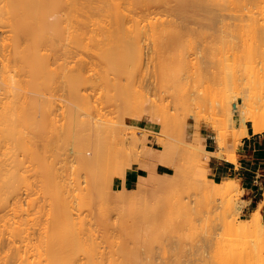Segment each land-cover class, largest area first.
Returning a JSON list of instances; mask_svg holds the SVG:
<instances>
[{"label":"bare ground","instance_id":"1","mask_svg":"<svg viewBox=\"0 0 264 264\" xmlns=\"http://www.w3.org/2000/svg\"><path fill=\"white\" fill-rule=\"evenodd\" d=\"M219 1L220 0H218L217 1L218 3H217V2H214L213 0H0V31L3 34H5V36L1 37V39H0V215L3 214L1 216V218H0V222L3 219L5 220L6 216L9 217L7 214H9L11 211H12V213L14 215H16V216L18 215L17 216L18 219H16V220L14 219V218H16V216L13 217V219H14L13 222L10 221L11 219L8 220L9 222H7V219H6L4 224L0 225V240H4L5 239V240H8V242H9L8 243L9 244L8 245V250H5L6 252L4 251L5 254H3L2 250H1L2 252H0V264H36V263L40 264L39 261L31 262L30 257L28 256L29 257V259H28L27 254H26L27 253L26 251H28L26 249V247L30 248V246H31V244H30V246L28 244L26 245V241H27V239H30L31 242H32V238H30L31 236L29 237L30 233L29 234L26 233V231H27V229H26V220H24V219H26V218H24V215L26 214L25 213L26 209L23 206L22 201L20 199L21 198L20 196L22 194L21 191L24 188H25L24 189L25 191H26V188H27V190L30 187H31V189H33L32 188L33 185L31 186V184H29V186H28L27 183L25 182L26 179H28V177H26V176H28L26 174V170H27L28 166L24 167V166H26L24 158L28 155V153H29V157L30 156L33 157V155H31V151H33V150H34L33 151L34 152V157H37L35 159H39L40 160V163H39L40 165L38 163L37 164L40 167L39 169H41L40 172L42 173V175H40V176L41 177L43 176V179H44V180L42 179L43 180V182H42L43 186L40 184L41 182L39 183L40 186L43 187V188H41V189H43L41 191H44L45 197L48 196L47 198H49L51 200L52 207H53V209L52 208L51 209L53 210V212H55V215H56V217H55V215L52 217L51 216L52 211L49 212L46 209H44V210L47 211L46 214L50 213L49 214V216H50L49 224L50 223L54 224V228H52V229H54V230L57 229V232L50 230L51 233L55 232V234L53 233L54 234L53 236H52V234L50 235L48 228L53 227L52 226L53 224L52 225L50 224V226L47 227L48 232H46L47 233L46 236L44 235L46 237V238L45 237L44 238L47 239V242H46V240H44L45 244L47 243V245H45L46 246L45 247L46 248L45 252H46V254H48L45 257L48 256V257H50V259L52 258V260H50L47 257L49 259V261L47 259L46 260L48 262H50V264H52V261H53L54 264H143L142 261L139 262V260L137 259V258H140V257H138L136 255L137 253H139V252H136V251L133 253L131 251L128 252V251L122 250L123 253L121 255H118L119 257L118 256L114 257L113 255H115V254L111 255V254L108 253L109 255L106 254L107 256H105V254H104L105 252L101 253V251H100L101 246H99L97 241H95L96 238L93 237V236H95L94 234H92L94 232H91L88 229V232L89 231L91 232V234L90 233L89 234L91 235L92 238L89 237L90 235L87 236V235L84 234V233H86V228H87L86 226H84V222H85V225H86L87 220L86 221L83 220L84 222L82 221L83 222V224H82L81 221H80V215H78V214H77L78 215L77 219H79V221L81 223V227H80L79 223H78V226L81 229L82 228L84 229L85 227L86 228L84 230L82 229L84 232L81 231L80 229H79L80 231L75 232L73 230L74 221L76 219L74 214L76 213L75 210L77 208H75L76 207L75 204L73 206V200L75 201V199H76L75 203L79 204L80 207L81 206L83 207V205H86V204H88L90 202H93L95 200H100L103 197L105 198V196L109 193V191L112 192V191L115 190V189H113V181L116 179V177H119L120 175L122 176L124 174V172H118V174L117 173L113 174L112 171L109 172L113 168L110 169V167L109 168L107 167L108 169H105L104 166H103L104 161H106L105 162V164H106L107 160H108V158L104 160V155H105V158H106V156H108V155L110 156L113 153V151H112V147L113 146H112V143H111L112 140L109 139V137L110 136H113V137L119 136L121 138L122 135H124V128L122 127L123 125L122 126L120 125L118 127H117V125L115 126L114 124L117 123L118 121L115 122V121L111 120L112 118L111 119L109 118L110 120L107 119L108 116H109L108 114H107V117H106L105 121H108V120L111 121L110 123L109 122L108 123L110 125H114V126H110L107 122H105V124L103 122V124H102L101 120L93 122L94 114L96 112V109L98 108L97 107L98 102H97V104L95 103L96 105H94V100L92 101L91 98L89 99V97H90V95L94 96L95 93L98 95L97 92H100V91H97L99 86L96 85L97 86V89L95 90L96 92H94L93 87H91V89H93L94 95H92L91 92H90L89 96L86 95L88 91L87 92L85 91L86 94H82L80 92V88H82V89L84 88V90L87 89V84L89 83V87L94 85V82H95L96 79L100 80V82H102V84H106L107 85L108 79L105 77V75L107 77H109L108 73H111V74H113L116 77L118 76L117 79L123 77L120 74H126L127 75L129 73V74L132 75L133 73H135V69H137L143 63V59H144V57H143V55H144L143 54V48L144 47L142 48V46L144 45L145 42H148V41L153 42L154 48L152 47L153 49L152 48L151 49L155 50L156 54L160 50L162 52V55H159L160 52L158 53L159 56L157 55L158 57L161 58L158 61L159 62L158 65L156 63L158 68L155 67L156 65L153 64L154 68L155 69L157 68V73L158 74H156V75H157V77L159 76L160 80H162V82L160 81L161 83H163V82L167 83V81H169L173 77L174 78L171 79V81H174L176 79H181L182 80V78H186V77H184V75L185 76L187 75V77H190L191 79L193 78L192 77L193 75H196L198 77H205V79H207V81L204 80L206 85H207V86L205 85L206 86L205 88L208 87L209 89H212V90L214 89V91L217 90V92L216 91L215 92L217 94H221L222 95V96L219 95L220 98H219V96L216 98L215 97L216 93L213 94V95L211 94L210 96L214 97L215 100L217 99L216 101L209 97L210 98L209 99L210 100L209 103L211 104L212 102L213 103L215 102L214 103L215 107L216 108H220L219 109L220 111H218V113L216 112V114L219 115V116H218V118L216 117L215 119L218 120L221 117L220 114L222 113V111L225 112V110H226L225 113H227L229 111L231 115L230 114H229L230 116L228 114L227 115L225 114V115L229 116V118H231L232 120L229 119L228 117H225L224 113L222 114V117L220 119H222L223 116H224L225 119H223V121H225L226 123L228 122V124H230V125L233 124V123L231 124V122H236V123L240 122V123H242L243 128L241 129L239 136L236 138V140L233 142V144L228 145L227 139L223 140V138L220 137L221 135H223L222 133L220 135L219 133L221 132V130H218V129H220L219 127L221 125H220L219 120L218 121L216 120L215 122L216 123L219 122L217 124L220 125L219 127H217L218 129L215 128V130L217 132V135L215 137L216 138V144L215 145H216L217 148L216 149H212V148L207 147L206 144L204 143V141L202 140L201 135H200L199 126H198L199 123H198V125L195 126L198 129L195 128V130H194V129L191 128L193 126V125L191 126V124L192 123L195 124V122H193V120L194 121L196 120L198 122V120H197L198 118L197 119H192V120L188 119V121L190 120V122H188V121L186 122V121L183 120V119H185L187 117L186 115L183 116V117L182 116L181 117H179V116L176 117V115L180 114L179 113L180 111H179V112H177L178 114H176V115H174L171 112V115L172 114L174 115L173 118L169 117L168 121L165 120V119H167L168 116H170L169 113L171 111V107L174 106L175 110L172 109L174 112H176V110L178 111L179 108L181 110V108H182L181 104L183 103V99H182L183 95L179 99H178L179 96H177V98L175 97L174 99L172 98L171 101H172V103L174 102V104L172 106H171L172 103H170L171 101H169L170 98L169 99L164 98L163 99V103H160V104L158 103V105H157V103H156L157 101L156 100L154 101V99L152 100V98H150L151 101H149L148 100L149 96L146 98L145 97L146 95L144 96L142 94L143 93L142 92L141 94L143 95V97L140 94V97L138 98L139 99V103H140L139 105L141 107L140 110H142V112L139 111V113L141 112L142 115H143V113H144V115H146L147 112H148V114H150L152 112V114L155 115V114H157L155 112H158V113L160 112V114H162V112H164L162 114V116L163 117L166 116V118H162L161 117L162 118L161 119V123L162 124L161 123L160 124L164 128L163 129L161 127L162 128L161 130L163 132H165L166 129L167 130H166L165 133H161L160 132V134H164V136L167 137L172 132L171 130H174L172 133H173L174 136L176 134V137H177L176 139H178V136H180V134L182 136L179 137V138H181V139L185 138V135H184L185 134V130H184V132L182 131L183 133L181 132V130L185 129V128H182L181 130H180V128L182 126H184V124H185L184 122H186L187 124L190 123L189 125H187V127H189V128L186 127L187 128V130H186L187 137H186V142L184 143L185 144V148H186L185 149L186 150L185 151L186 154L188 153V156L189 155L193 156V157L192 156L190 157V160H191V158H193L194 159L193 162H194L196 160V158H194V156L198 155L199 153H200V156H201L200 158L201 159H208L212 155L218 156V157H222V156L225 155V153L222 151L224 145H226L227 147L231 146L235 150V148L240 143V140L242 138H244L247 135V133H248V126H247L248 122L251 123V128L253 129V131L255 133L264 132V79H263L264 78V27H259V25L261 26V23L259 22V18L256 20V21L259 22V24L257 26H254L256 28H254L253 29L254 31H252V32H254L253 33L254 34V36H253L254 37V41L252 42V44H251V46L249 47V50H248L249 58L248 57L247 58H248L249 61L247 60V63L248 62L249 63L247 65L243 64V62H242V58L244 59L245 56H246V54H242V53H244L243 52L244 51L243 48H241L243 51L238 50L237 47H236V44L234 43V39L232 40V38L230 37V39L227 40V38H229V37H227V36L226 37L225 36L222 37L223 33L220 31L219 35L217 33L218 36H216V34H215V36L221 38V41H223L222 39H224L225 43L224 42H222V43L225 44V45L223 44V47L224 48L226 47V48L225 49L221 48V50L219 48L217 49V51L219 50L218 52L221 51L220 52L221 55H220L219 58H215L216 55L212 56V58L214 57L216 60L215 59L214 60L210 59V61L209 60L206 61V59L204 60V58H202L203 60L201 61V59L199 58L197 61H200V62H196V63L192 62L193 64L190 63L192 67H190V64H187V65H189L187 67L190 68V70H188L189 72L185 71L183 73V70L186 68L185 67L182 70L181 73H179L180 70L178 71V73H177L178 75L174 74V72L172 73L175 76L177 75L176 78H175V76H172V74H171V78L170 79H169V75L170 74H167L168 76L166 77V71H167V69L169 67V63L165 64V63H167L166 60H168V61L170 60L171 62L170 61L169 62L171 64H174L175 60L174 61L171 60L173 58H172V56L170 54L172 53V51H175V49L183 47L182 44L185 42L183 40L185 35L186 34L190 35L191 32L194 31V30H192V28L190 26L191 23H194V24H197V25L198 24H202L205 27L206 23H208V22H210L211 24L215 23L216 26L220 22H222L220 25L224 24L223 26H226V28L228 26H229V28L233 27V26L235 28V26H236L237 27L236 29H239L240 25H238L239 26L238 27L237 23H236V25H232V22H231V24H227L226 23L227 25L225 23H223L225 18L229 16L228 14H227L226 17L223 16V18L220 19L219 18L220 16L218 15L219 16L218 17L215 14L216 12L213 13V11H212L213 2H214V5L221 4V5H219L220 8L222 6H224L223 4L225 3V1L223 0L224 1V3L222 2L223 4L221 2H219ZM236 1L237 0H235V2ZM240 1L238 0V3ZM245 1L247 2V0H245ZM245 1L243 3H246ZM250 1H253V0H250ZM228 2H230V1H228ZM233 2H232V4H233ZM258 2H262V1L259 0ZM263 3L264 2H262V5H263ZM258 4H259V6H261L260 3H258ZM218 5L216 6L217 8L219 7ZM228 5H230V4H228ZM225 6H224V8H225ZM241 6H238V7L240 8ZM254 6L253 5H252V7L250 6L251 9H249V10L252 11L253 10L252 8ZM256 7H258V6H256ZM84 8L86 9L87 12L91 13V16L89 15V13L84 11V12H86L88 14V16H87L85 21H82L85 18L81 17L83 19L80 20L82 22L79 23L78 18L84 13L82 11ZM162 8H163V10L166 11V14L168 13L169 16L170 15L171 16L174 15V16L178 17V19L180 18L181 19V23L179 24L176 20H173V19L172 20H165V19L161 20L160 18H157L158 17L157 16L158 15L157 11H159V9H162ZM224 8L222 10H224ZM227 8H228V6H226V8H225L226 11H227ZM235 8L236 7H234L233 10ZM243 8H245V7H243ZM231 9H228V11H230ZM260 9H262V7L259 8L258 10L260 11ZM79 10L81 11L82 14H80V16L78 17L77 15H78V12H80ZM237 10H239V9H237ZM244 11H245V9H244ZM86 13H84V15ZM200 13H202V16H201ZM220 13L222 14V12H220ZM235 13L237 14V11H235ZM250 13L252 14V12H250ZM250 13L249 14L246 13L250 18L251 17L253 18L254 16H255L254 18L258 17V16L254 15V14H253V16H250L251 15ZM94 15H98L99 17H101V19L98 20V21H94V20L92 21ZM214 15H216L218 18H216ZM239 15L243 16V14H239ZM257 15H259V13ZM174 16H172V17H174ZM242 16H239V17H242ZM259 17H260V19L264 18L263 16L261 17V14H260ZM163 18H165V17H163ZM230 18H228V19L226 18V19L229 20ZM247 18L248 17H244V18H242L240 20H243V19L246 20ZM216 19H220L222 21L218 20L219 21V23H218V21L216 22ZM245 20H243V21H245ZM248 20H249V18H248ZM76 21L78 22V24H81V25L76 27L77 26V22ZM75 22H76V26H75ZM252 22L254 24L250 22L251 24L249 23L250 24L249 26L255 25V24L258 23V22L255 23V19ZM202 25H201V27H202ZM263 25H264V22H263ZM199 27H200V25H199ZM231 30H233V29H231ZM244 31H246V30H244ZM252 32H250V33L252 34ZM200 33L203 34V32H200ZM238 34L236 36H238ZM248 36L250 37V35H248ZM246 37H247V35H246ZM86 38L89 39L91 47H92V43L94 44V49H92L95 52L94 53L95 54L94 58H97L100 61L101 64H104V67L107 70V73L106 74L104 73V76L102 75L103 74L102 72H101L102 74H100L98 71H97L98 78H95V75L97 73H95V75L93 74L94 76L91 75L89 73V71H92V70L96 71V69L95 68L94 69H90L91 63L84 62V59H82V60H77L76 59L77 61L75 60V61H71L70 62V61H67L68 57H69L68 58L69 60L71 59L70 55L67 57V53H64L63 55H61V57L58 54L56 43H58V46H59V42L68 41V43H67L68 46H69V43L71 44L70 48L72 47V44L74 43V46L71 49V51H72V50H74V47L76 46V43H79V42L85 40ZM240 40H242V39H240ZM240 40H239V42H240ZM89 42L86 41L88 46H89ZM213 42H215V40ZM226 42L229 43L228 46H227ZM86 43H85V45H86ZM250 43H251V41L249 42V44ZM190 44H191V42H190ZM215 44H216V42H215ZM60 46H61V44H60ZM63 46H64V44H63ZM209 46H210V44H209ZM80 47H82L81 44H80ZM64 48H66V45H65ZM75 48H78V47L76 46ZM204 49L205 48H203V50H202V48H201L200 50H202V52H203ZM208 49H206V50H208ZM213 49L215 50V47ZM222 49L224 50V53H223ZM244 49L247 50V48H244ZM44 50H46V52H43ZM48 50H49L50 53L48 52ZM60 51H62V50H60ZM72 52H71V54H72ZM153 52L154 51H152V53ZM208 52H211V51H208ZM91 53H93V52H91ZM149 53H151V52H149ZM155 53H153V54H155ZM153 54H150L151 56L148 55L147 56L148 58L146 57L147 60L149 59V57H151L152 61H155V59H154L155 57L153 58V56H152ZM205 54L207 55L208 53L205 52ZM206 55H205V57H207ZM185 58H182V61ZM60 59L63 61V62L61 61L62 63H59ZM79 59H81V58H79ZM91 59H92V57H91ZM189 60H190V58H189ZM96 61L94 62V64L95 63L98 64V62H96ZM152 61H150V62H152ZM244 61H245V59H244ZM241 62H242L243 66L241 65ZM102 66H100V64H99V69H100V67L102 68ZM141 66H140V68H141ZM104 67L102 68V70H104ZM145 67H147V66L145 65ZM61 70H62V72H61ZM106 70H104V72ZM57 71H58V73L60 71L59 75H61L62 78L60 76H58ZM108 71H111V72H108ZM87 73H89L88 75H90V76H88V75L86 76ZM155 73L156 72H154V74ZM160 74H163L162 78H160ZM180 74L181 75L183 74L182 75L183 77H181ZM135 75H133V76H135ZM152 75H153V73H152ZM133 76H131L129 78L130 81H131V78ZM56 77H58V79H59V77L62 80L64 79L61 83H62V85H64V87L66 86L65 88L68 87L67 90L68 89L69 90L67 91L65 89L66 93H67V96L66 95H64V96L66 98L63 95H61V97L58 95L60 98H58V99L52 98V99H55V101L52 103L51 101H48L47 99H45V97L50 95V98H51L52 95L53 96L55 95L56 89H58L57 86L54 85V87H56V88H53L54 89V94H52L53 91H51V88H49V87H53L52 83L53 84H55V83L57 84V82H59V80H57ZM153 77H156V76H153ZM164 77H165V79H164ZM245 78H246V80H245ZM55 79L57 81L54 83ZM186 79H189V78H186ZM191 79H189V82L187 80V83L192 88H196V86L193 87V85L198 83V82L195 83L197 78L196 77L194 78L196 80L193 79L194 80V84L192 83L193 85L191 84V82H193V80H191ZM98 80H96V82H98ZM171 81L169 83H171ZM100 82H98V83L101 84ZM132 82L133 81H131L130 83H132ZM134 83H135V81H134ZM134 83H132V85H134ZM126 84H128V81H126ZM136 84H138V83L136 82ZM165 85L166 84H164V86ZM82 86H84V87H82ZM96 86H94V87H96ZM107 86H110V84H108ZM139 86H141V85L139 84ZM60 87H59V89H60ZM128 87H129V85H128ZM131 87L133 88L134 86H131ZM165 87H168V86L166 85ZM215 87H218L220 89L219 90H218V88L215 89ZM48 88H49V90H48ZM122 88H125V85ZM205 88L203 87L202 89H204V90H202V91H205V93H206V90L208 88L207 89H205ZM44 89H46V91ZM62 89L64 91V88H62ZM119 89L117 90V92H116V90L114 91L117 94H119L118 96H116V94H115L116 99H115V97L114 98L112 97V98H113V100H118L120 98L118 100L120 102V101H122L124 95L128 92V89L130 90V88L124 89V90H127V92L125 94H124V92H125L124 90H123L124 92L123 91L118 92ZM42 90H44L45 92L44 91L42 92ZM103 90H105V89H103ZM136 90L137 89H135V93H134L135 96L134 97L138 96L139 93H140V92L137 91L138 94H136ZM194 90L195 89H193V91ZM256 90H257V92L255 93ZM214 91H213V93H214ZM46 92H47V96H44V95H46ZM110 92L111 91H109V94H110ZM208 92L210 93L209 90L207 91V93ZM49 93H51V94H49ZM57 94L58 93H56L55 97L57 96ZM106 94L107 93L105 92V96H106ZM97 95L95 97H98ZM121 96H123V97H121ZM142 98L144 99V101L142 100ZM232 98H234V100ZM100 99L101 98L98 99V101H100L99 103L104 104L105 100L103 99L104 100L103 101L102 99L101 100ZM127 99H129V98H127ZM130 99H131V102H132L134 98L133 99L130 98ZM56 100L60 101V103H59L60 105L58 104L59 105L58 107H61V109L63 108L64 111L66 110L65 112L62 111L63 113H61L62 117H65L66 121H67V122L65 121L66 122L65 124H64V122H63V124L60 123L62 126L60 124L59 125L56 124L58 121H60L59 119L57 120V118H59L58 117L59 115H57V113H56L57 111L55 112V110H57V108L54 107L58 103V101L56 102ZM125 100L126 99H123V101H125ZM179 100H180V102H179ZM184 100H185V98H184ZM186 100H187V97H186ZM136 101L134 99V103ZM185 101L183 103L184 106L186 104ZM189 101H191V99ZM193 101H195V97H194ZM128 102H130V101H128ZM143 102H145L144 104H146V105H144ZM201 102H204V101H201ZM201 102H200V106L202 104ZM149 103H151V104H149ZM152 103H154V104H152ZM197 103H196L195 110L197 108ZM53 104H55V105H53ZM107 104H108V101H107V103L105 105H107ZM120 104L117 103L118 106ZM142 104L144 106H142ZM210 104H208V106ZM100 105H99V108H101ZM105 105H103L104 108H105ZM117 105H113V106L116 107ZM124 105H128V104L124 103ZM124 105H123V107H124ZM133 105L129 104L128 107L127 106L126 107H127V109L128 108L129 109L133 108L134 110L137 109V112H138L139 108H137V106H138L137 102L135 103L134 107H130V106H133ZM176 105L177 106L179 105L181 107H179V106L177 107ZM192 105H194V104H192ZM110 106H112V104H110ZM121 106H122V104H121ZM203 106L204 105H202L200 107V109ZM56 107H57V105H56ZM109 107H107V110H106L107 113H109L108 111H111V110H108ZM143 107H145V108H143ZM175 107H177V108H175ZM211 107H212V104H211ZM215 107H212V108H215ZM189 108L191 109V107H189ZM133 109H131V110H133ZM185 109H186V107H185ZM205 109H202V110H205ZM51 110L53 111L52 112L53 113V117L56 116L55 119L52 118L54 121L56 120L53 123H55L57 125V127L59 126L58 129H57L56 125H55V128H54V125L51 123L52 124L51 125L52 128L51 127L50 128H51V130H54L51 133L54 134L55 130L59 131L60 127L63 130V131L61 130V133H60V131L59 132L57 131L54 134L56 136L57 141H59V142H57V143H55V142L53 143L52 142V143H53V145L56 144V148H58L57 144L59 145V143L63 144V142L67 143L68 141H70V145H71L72 140H74L72 143L75 142V145H76L75 149L72 146L74 144L69 146L68 144L65 143L64 146L68 145L67 146L68 149H66L65 151L66 152L69 151L70 147H71V149L74 150V153L72 155H75L76 152H77V154H76L77 157L76 156H73V157L77 158V163L79 161L81 163L80 165H82V164L84 165V166L82 165L83 167L82 166L79 167V169L80 168L85 169L86 171H82V172L85 173L84 176L86 174H88V176H85V177L89 178V179L88 178L87 179L84 178L85 180H89V181H84V182H86L85 183L86 186L84 185L85 187L82 186L84 183L80 179L81 174H80L79 178L75 177L76 179H74L75 180V185H76L75 187L72 186L73 184L71 182H65V180L67 178H69V176H67V175H66V179L64 180V182L62 181V179H64L63 177L61 179V182H60V180H57L58 177L55 178V176H59L58 172L63 170V169H60V170L58 169L59 170L58 171L56 169V167H55V169L58 172L55 170L56 172L54 171L53 175H52L51 171L54 170L52 167L54 166V162L57 163L56 162L57 160L53 162L52 161L53 159H52L50 162L51 163L53 162V165L52 164H51V166L47 165V163H48L47 160H46L47 163H45V161H44L45 158H47V157L43 158V155H42L43 160L40 158L41 154H43V152L40 154L39 153V149H37L38 152H36V150L34 149L33 146H31L30 144H27V140H30L29 138H31L32 136L27 137L26 136V132L28 130H30V129H34V131H36V128L39 126L38 124H41L40 122H42L41 119H43V118H45L46 116H49V115H50V117H52L51 116V114H52ZM198 110H199V108H198ZM208 110L210 111V108H208ZM186 111H184V112H186ZM199 111H201V110H199ZM209 111H208V114H209ZM99 112L100 111H98V113L96 112L97 116H95L96 118L94 120H98L99 115L102 113V112L101 113H99ZM112 112L113 111H111L110 113L112 114ZM181 112H183V110ZM201 112H199V113H201ZM59 113H60V110H59ZM64 113H65L66 116L63 115ZM104 113H103V115H104ZM122 113H123V111H121L120 114H122ZM126 114H129V113L127 112ZM189 114H190V112H189ZM189 114H188V117L191 116ZM142 115H141V117H142ZM217 115H214V116H217ZM123 116H124V114H122L121 118ZM126 117H124V118H126ZM135 117L137 118V116H135ZM175 117H176V119H174ZM195 117H197V116H195ZM65 118L63 119V118L60 117V119H63V120H65ZM180 118H183L182 121H180ZM226 118L229 121H227ZM47 119H49V117L46 118V121L43 120L44 122H42V125H46V126H48V124L50 125V123L48 122ZM100 119H103V118H100ZM104 119H103V121H104ZM63 120H61V122ZM169 120L171 121V123H169L170 122ZM176 120H177V122H176L177 125H173ZM51 121L52 120H50V122ZM165 121H166L167 125H163V123ZM223 121L221 120V123ZM45 122H46V124H45ZM212 122L214 123V121H212ZM111 123H113V124H111ZM180 123H181V126H180ZM168 124H170V126H168ZM63 125H66V126H63ZM166 126L170 127V129L168 127L165 128ZM175 126L179 127V128L175 129ZM44 127L45 126H43V130L44 131L42 129H41V131L47 133V131L50 130L49 126L47 127V129H45ZM39 130H40V128L38 129V131H36L35 136L37 137V134L39 133L40 136L38 135L39 136L38 138H40V137H42L41 139L46 138L45 133L42 134V132H41V134H40ZM168 130L171 131V132H168ZM196 130H198V131H196ZM34 131H32L33 133L31 135H34ZM130 132H128V133H130ZM177 132H178V135H177ZM29 133H30V131H29ZM51 133H50V135H51ZM57 133H59V135L62 134L63 137L65 136L64 138H66V135H67L68 140L66 139V140H63V142H61L60 140H62V138L59 139V135L57 136ZM166 133L168 135H166ZM171 134L168 137L169 138L172 137V138L175 139V137L173 135H171ZM42 135H44V137ZM129 135H131V134H129ZM129 135H128V137H132V139H135V138H133V137H135V135H133V134H132L133 136H129ZM183 135H184V137H183ZM106 137H107V139H106ZM124 137H122V139ZM168 137L160 139V143L162 144L165 152L169 153V154H172L173 160H174V157H178L179 156L178 158H180V155L183 152L182 153H181V151L178 152L177 148L181 147L182 150H183L184 149L183 148L184 144L182 143L183 145L181 144L182 145L181 146L179 144V142L181 140L178 139L179 141H175V142L178 143V147H177L174 144L175 142L173 143L174 140L173 139H169ZM33 139H34V136H33L32 140ZM108 139L111 140V141H109ZM32 140H31V143L34 144V142H36V141L33 140L34 142H32ZM43 140H45V139H43ZM102 140H103V143L101 144V147L102 146L103 147H102V150L100 152H102L103 149H105L107 147V142L106 141L109 142L110 146L108 145V147H110L111 150L108 149V150H110L108 152L109 154H104L105 151H103L102 153L104 155L102 153H100V152H99L100 155H97V153L95 154L93 152L100 146L99 143H101ZM147 140H148V138L146 139V141ZM171 140H173V141H171ZM45 141L46 142L42 143V145L44 144V146L47 143V139ZM104 141L106 143H104ZM117 141H119V139ZM146 141L144 142L145 144L147 143ZM137 142H139V141H137ZM137 142H136V144H137ZM182 142H184V141L182 140ZM38 143H39V141H38ZM28 145H30V146L28 147ZM47 145L48 144H46V148L48 147ZM148 145H150V144L148 143ZM49 146H50L49 148L51 149V147H52L51 144H49ZM61 146H63V145H61ZM104 146H106V147L104 148ZM28 148L30 149L29 151H27ZM63 148L62 147L60 148L61 151L58 149V152L60 151L62 153V149ZM124 148H126V147H124ZM50 149L48 150V148H47L45 150L46 153H47V150L49 152ZM98 149H101V148L99 147ZM149 149H151V148L149 147ZM173 149H175V150H173ZM176 149H177V152H175ZM54 150L56 151L57 149H54ZM73 150H70L69 152H71V151L73 152ZM123 150H125V149H123ZM26 151H27V153H26ZM80 151H82V154L80 153ZM97 151L98 150H96V152ZM149 151L150 150L146 151L147 154H149V155H147L148 159L154 160V156H152V154H150V153H153L152 150L150 152ZM173 151H174V153H173ZM78 153L81 155V157L78 156ZM176 153L178 154V156H176L177 155ZM186 154H184V156L182 158V161H183V159L184 160L188 159L187 158L188 156ZM128 155H127V157H130ZM182 155H181V157H182ZM21 156L23 157V159L21 158ZM38 156H40V157H38ZM119 156H120V152H119V155L117 157H119ZM147 156H146V158H147ZM236 156L237 155H236V153L234 151L228 156L229 157L228 160L233 161V160L236 159ZM54 157H56V154L54 155ZM78 157H79V159H78ZM111 157L112 156H110L109 160L119 164L118 163L119 161L117 160V158L114 157V155H113L114 158L113 157L111 158ZM122 157H124V156H122ZM80 158H82V159H80ZM87 159H91V161H89ZM94 159H96V161H94ZM176 159L177 158H175V161H176ZM83 160L86 161L85 162L86 164L83 163ZM116 160L118 162H116ZM158 160H160V157H159ZM161 160L159 162H161ZM173 160L171 161V163H174ZM180 160H181V158L177 159L178 162H176V164H175V168L176 169L178 168L177 171L180 170L179 169L180 165H181ZM29 161H31V160H29ZM111 161H109V162H111ZM123 161L124 160L120 161V164L122 166L120 167L119 170H121L123 168V164H122ZM129 162H131V161H129ZM191 162H192V160H191ZM196 162L197 161H195V163ZM26 163L28 165V161ZM35 163H34L33 166L37 165V164L35 165ZM41 163H43V164H41ZM108 163L106 164V166H108L110 164V163L109 164ZM135 163L138 165V168L140 169V165L141 164H139V160H136ZM146 163H148V166L144 167L143 170L148 172L151 169L150 167H151V165L153 163H151V162H150L151 164L149 162H146ZM179 163H180V165L178 167ZM195 163H193V164H195ZM131 164H133V163H131ZM162 164L164 165V163H162ZM72 165L73 164H71V166ZM76 165H79V164H76ZM129 165H127V166L129 167ZM43 166L46 167L47 169L43 168ZM168 166L169 165H167V167ZM72 168H73V166L71 167V170H73V172L75 173L74 168L73 169ZM76 168L77 167H75V169ZM117 168H119V167H117ZM125 168H126V166H125ZM147 168L149 170H147ZM67 169H70V166H68ZM36 170H37V168H36ZM36 170H35V172H36ZM116 170L117 169H115L114 171H116ZM123 170L124 169H122V171ZM194 170H195V167H194ZM77 171L78 170H76V173H77ZM40 172H38V173H40ZM48 172H50V173L48 174ZM64 172H67V174H68L67 170L64 171ZM150 172H151V170H150ZM24 173L26 174V176L24 175ZM27 173H29V172L27 171ZM31 173H32V171H31ZM59 173H62V172H59ZM77 175L78 174H75V176H77ZM147 175L148 174H144V175L140 174V176L145 180V182H146V180L147 181H150L151 179L155 180V179L151 178V176H147ZM50 176H51V178H50ZM53 176L55 178L54 180H53ZM60 177H61V175L59 176V179H60ZM71 177H70V180H71ZM35 178H37V177H35ZM173 178H175V177L173 176ZM37 179H39V177ZM67 180H69V179H67ZM77 181H78V183H77ZM197 181L199 183V181L202 182L203 180L200 177H198ZM87 182L89 183V185H88L89 187L87 186V184H88ZM66 184L67 185L69 184L71 186L70 188H72V187L76 188L77 187V189L79 190L81 195L78 194L79 192L77 193L76 196L73 195L72 191L74 189L72 188V190H71L69 188V185H68V187H66L67 186ZM77 184H78V186H77ZM80 184H81V186H80ZM210 184L215 185L216 187H218L221 190L223 198H224L225 201H228V197L230 199V197L235 195V194L234 195H232V194L239 190V185L233 178H229L228 180H225V181H222V182H216V181L212 180L210 182ZM201 186L203 187V185H201ZM34 187H35V185H34ZM140 187H143V186H140ZM198 187H200V185H198ZM36 188L38 189L39 187H37V185H36ZM83 188H84V190L80 191ZM86 188H87V190H86ZM165 188H167V187H165ZM66 189H68V191ZM69 190L72 193H69ZM78 190H76L74 192H77ZM85 190H86V193L84 194L83 192ZM168 190H170V189H168ZM34 191H35V189H34ZM38 191H40V188L36 192H38ZM123 191L125 192V189H123ZM144 191H145V189H144ZM163 191H165V190H163ZM67 192L69 193V195H68ZM121 193L122 192H120V194ZM141 194H144V193H141ZM70 195L72 197H75V199L74 198L72 199ZM78 195L81 196V197H79ZM77 196L79 197L78 199H77ZM35 199L36 198H34V200ZM126 199H128V198H126ZM231 199H233V197ZM31 200H32V198H31ZM37 201H38V199H37ZM40 201H42V200H40ZM175 202H177V200H175L174 203ZM99 203H100V201H99ZM179 203H180L179 206L183 210H184V208L187 210V212L185 210V215L188 216L190 210H188V207H187L186 203H184V202L181 203L180 201H179ZM38 204H40V202ZM43 204H44V202H43ZM49 204H51V203H49ZM49 204H47V205H49ZM145 204L146 203H144V205ZM175 205L176 206L173 207V208H176L178 210L181 209L177 204H175ZM36 206H38V205H36ZM45 206H46V203H45ZM96 206H98V205H96ZM108 206L104 205L103 207H108ZM139 206H140V204H139ZM147 206H148V204H147ZM49 207H51V206H49ZM133 207H135V206H133ZM242 207H243L242 205L241 206L238 205L237 206V210L241 211ZM8 208H9V210L7 211ZM38 208H40V207H38ZM78 209H79V207H78ZM135 209H137V208H135ZM103 210H99V212L103 213L104 212ZM174 210L175 209H173V211ZM74 211H75V213H74ZM1 212H2V214H1ZM45 212H43V213L45 214ZM112 212L116 213L114 211H112ZM112 212L110 213V215L113 214ZM144 212H146V211L142 210V213L140 214V210L137 211L136 212V213H138V214H136L137 216L136 215L133 216V220L134 219H136V220L129 221V225L131 224L130 227H132V224H133V226H135V227H133V229L131 228L132 231L138 230L139 226L141 227V225H140L141 222L144 223V221H147L148 219L149 220L146 223L149 222V224H151L150 222H151L152 219L148 218L149 216H147V218H145L146 215L144 217L142 216L144 214ZM149 212H150V210H149ZM172 214H174V212ZM84 215H86V213L83 214V216ZM103 215H104V213H103ZM139 215H141L142 217L139 216ZM161 215H163V214L161 213ZM47 216H46V219H47ZM49 216H48V218H49ZM97 216H98V214H97ZM172 216H174V215H172ZM39 217H40V215H39ZM103 217H105V216H103ZM103 217L101 216L100 218H103ZM108 217L109 216H107L106 218H108ZM32 218L34 219L32 221L35 222V218L34 217H32ZM106 218H104V219H106ZM167 218H169V216ZM262 218H263L262 214L257 210L256 213L252 214L247 219V222H246L247 225H245V226L243 225L244 229L242 228L243 231L247 232V230H248V231H251L253 233L252 234L253 235L252 238H254V240L253 241L251 240V241H252L253 245L256 244V246H253V245L250 246V244H249V246L251 248H253V250L250 249V251L248 252L247 249H246V250H244V253L242 251H240V250L237 251L238 253H236L234 251L235 252V254H234V252L232 251V247L236 249V247L234 245L238 246L239 243L238 244H234L236 238L228 239V241H226V243H223V245L219 247V249L220 248L221 249H220L219 253L216 255V256H218L217 258H218L219 264H251V261L253 263L256 260H260L261 253L263 251L262 249L264 248V225H262V222H261ZM82 219H84V217H82ZM158 219H159V217H158ZM187 220H189V216H188ZM45 221H47V220H45ZM48 221H49V219H48ZM101 221H103V220H101ZM133 222L134 223L136 222L135 224L137 226ZM227 222H228V224H227ZM227 222H226V224L228 226H230V224H232L231 221H227ZM121 223H120V225H122ZM38 224H39V222H38ZM44 224H46V222ZM44 224H42V225H44ZM91 224H93V222ZM57 225H59V226H57ZM46 226H48V225H46ZM69 226H71V227H69ZM100 226H102V225L100 224ZM126 226L128 227V225H126ZM233 226L235 227L234 221H233V224L230 227L233 228ZM239 226L241 227V225H239ZM58 227H59V229H58ZM123 227H122V229L125 230V231L127 229L129 230V228H130V227H128L126 229L125 225ZM38 228H35V230L37 229V231H38ZM90 228H91V226H90ZM232 228H230L228 230V232H232V230H231ZM237 228L235 227L234 230H236ZM42 229H43V227H42ZM245 229H247V230H245ZM29 230H31V229H29ZM41 231L42 230H40V233H41ZM45 231H46V229H45ZM79 232L84 234L86 237H84L82 234L79 235L78 234ZM31 233H33V232H31ZM43 233H44V231H43ZM130 233H131V235H134V234H132V232H130ZM26 234H28V235L26 236ZM37 234H38V232H37ZM86 234H88V233H86ZM231 234H233V232L230 233V235ZM235 234H236V232L234 231V235ZM246 235L247 234H245V237H246ZM80 236H82V238ZM226 236H229V234L228 235L226 234ZM32 237H34V234H33ZM42 237H43V234H42ZM95 237H97V236H95ZM235 237H237V234H236ZM38 238H39V236H38ZM85 238L86 239L89 238L88 242L86 241ZM237 238L240 239L241 236H239ZM33 240H34V238H33ZM240 240H242V239H240ZM245 240H248V239H245ZM245 240H244V242H245ZM41 242H42V240L40 241V243ZM239 245H241V244H239ZM32 246H33V244H32ZM249 246H246V243H245V247L249 248ZM40 247H39V249H40ZM125 247H123V248H125ZM123 248H121V249H123ZM39 249H37V250H39ZM245 251H246V253H245ZM252 251H254V252L256 251V252L254 253ZM37 252L38 251H36L35 255L37 254ZM40 252L42 253L43 249ZM30 253L31 252H29V254ZM65 253H66V255H62L61 256V254H65ZM120 253L121 252H119V254ZM255 258H256V260H255ZM34 259H37V258L34 257ZM43 261L44 260H42L41 263ZM48 262H46V264ZM43 264H44V262H43Z\"/></svg>","mask_w":264,"mask_h":264},{"label":"rangeland","instance_id":"2","mask_svg":"<svg viewBox=\"0 0 264 264\" xmlns=\"http://www.w3.org/2000/svg\"><path fill=\"white\" fill-rule=\"evenodd\" d=\"M214 2H217L218 0H213ZM224 1H225V3H224ZM220 0L219 2H223L222 4L225 6H228V8H227V11H226V6H225V8H224V6H222L223 8H224V10H222L223 8L221 7L220 8V6L219 5H221V4H216V5H214V2H213V5H212V11H213V13L214 12H216L215 14L220 18V19H222L223 18V16H227V14L229 15L228 17H226L227 19L228 18H230L229 20H227L225 17V20L223 21V23H227V24H231V22H232V25H236V23H237V26L238 25H240V27H239V29H236L237 27L235 26V28H234V26L233 27H230L229 28V26L226 28V26H223V25H220L222 22H220L219 23V21H222V20H220V19H216V22L218 21V27L216 26V24L215 23H210V22H208V23H206V25H205V27L202 25V24H194V23H191V28H192V30H194L193 32H191V34L190 35H188V34H186L185 35V37H184V43L182 44V46L183 47H180V48H178V49H175V51H172V53L170 54L171 56H172V58L173 59H171V60H175L174 61V64H171L168 60H166V62L167 63H165V64H168L169 63V67H168V69H167V71H166V77L168 76L167 74H170L169 75V79L171 78V74L174 72V74H177L178 73V71L180 70V72L179 73H181L182 72V70H183V73L185 72V71H188V70H190V68L189 67H187V66H189V65H187V64H193L192 62H200V61H197L199 58L201 59V61L203 60L202 58H204V60L206 59V61H210V59H212V60H214L215 58H219L220 57V52H218L217 51V49L219 48L220 50H221V48H224L223 47V44L225 43L224 42V39H222L223 41H221V38H219V37H216V36H218L219 35V33H220V31L223 33V35H222V37H229V38H227V40L228 39H230V37L232 38V40L234 39V43L236 44V47H237V49L238 50H241V51H243L244 53H242V54H246V56H245V61H244V59L242 58V62H243V64H245V65H247L248 63H247V60H248V58H249V56H248V50H249V47L251 46V44H252V42L254 41V32H252V31H254L253 29L254 28H256V27H254V26H257L258 24H259V22L261 23V26L259 25V27H264V25H263V20H264V18H261L260 19V14H261V17L263 16L264 17V3H263V5H262V2H264V0H261L262 2H258L259 0H253V1H248L247 0V2L245 1V0H239L240 2L238 3V0L235 2V0ZM228 1H230V2H228ZM246 2V3H243V2ZM228 2V3H227ZM232 2H233V4H232ZM260 3V5L261 6H259V4L258 3ZM218 3V2H217ZM238 3V4H237ZM228 4H230V5H228ZM219 6L218 8L216 7V6ZM242 5V6H241ZM252 5L254 6L252 9V11H250L249 9H251L250 8V6L252 7ZM234 7H236L234 10H233V8ZM238 6H241L240 8L238 7ZM256 6H258V7H256ZM238 7V8H237ZM243 7H245V8H243ZM262 7V9H260V11L258 10L259 8H261ZM232 8V9H231ZM255 8V9H254ZM228 9H231L230 11H228ZM237 9H239V10H237ZM242 9V10H241ZM244 9H245V11H244ZM233 10V11H232ZM241 10V11H240ZM80 11V10H79ZM83 12L84 11H86V9L84 8L83 10H82ZM235 11H237V14L235 13ZM244 13H243V12ZM247 11V12H246ZM263 11V12H262ZM87 12V11H86ZM86 12H84V13H86ZM158 12V17L157 18H160L161 20H176L179 24L181 23V19L179 18L178 19V17H176V16H174V15H172V16H174V17H172L171 15L169 16L168 15V13L166 14V11L165 10H163V8L162 9H159V11H157ZM220 12H222V14L220 13ZM242 12V13H241ZM250 12H252V14L250 13ZM84 13L82 14L81 13V11L80 12H78V17L80 16V14H82L79 18H78V21H79V23L80 22H82V21H85L86 20V18H87V16H88V14L87 13H89V15L91 16V13L90 12H87L85 15H84ZM165 13V14H164ZM219 13V14H218ZM226 13V14H225ZM243 14V16L242 15H239V14ZM251 14L250 16H253V14L254 15H256V16H258L257 18H250L247 14ZM259 13V15H257ZM201 14V16H202V13H200ZM221 14V15H220ZM263 14V15H262ZM84 15V16H83ZM154 15V14H153ZM168 15V16H167ZM204 15V14H203ZM216 15H214L216 18H218ZM86 16V17H85ZM162 16V17H161ZM222 16V17H221ZM239 16H242V17H239ZM81 17H84L85 19L84 20H82L83 18H81ZM163 17H165V18H163ZM170 17V18H169ZM244 17H248L249 18V20H248V18L245 20V19H243V20H245V21H243V20H240V19H242V18H244ZM90 18V17H89ZM259 18V22L258 21H256L257 19ZM101 19V17H99L98 15H94L93 16V19H92V21L94 20V21H98V20H100ZM234 21H233V20ZM255 19V23L256 22H258L257 24H255V25H251V26H249L251 23H253L252 21ZM263 19V20H262ZM80 20H82V21H80ZM227 20V21H226ZM238 20V21H237ZM252 20V21H251ZM77 22V21H76ZM76 22H75V26H76ZM207 22V21H206ZM229 22V23H228ZM241 22V23H240ZM246 24H245V23ZM251 22V23H250ZM92 23V22H91ZM240 23V24H239ZM250 23V24H249ZM226 24V25H227ZM254 24V23H253ZM81 24H78V22H77V26L76 27H78V26H80ZM199 25H200V27H199ZM201 25H202V27H201ZM263 25V26H262ZM258 27V28H259ZM244 28V29H243ZM252 28V29H251ZM203 29V30H202ZM231 29H233V30H231ZM244 30H246V31H244ZM203 32V34H201L200 32ZM207 31V32H206ZM239 31V32H238ZM239 34H238V33ZM245 32V33H244ZM247 32V33H246ZM250 32H252V34L250 33ZM206 33V34H205ZM217 33H218V35H217ZM238 34V36H236L237 34ZM244 33V34H243ZM250 33V34H249ZM205 34V35H204ZM215 34H216V36H215ZM226 34V35H225ZM203 35V36H202ZM242 35V36H241ZM246 35H247V37H246ZM248 35H250V37L248 36ZM252 35V36H251ZM3 36H5V34H3L1 31H0V39H1V37H3ZM89 37V36H88ZM216 37V38H215ZM221 37V36H220ZM239 37V38H238ZM241 37V38H240ZM246 37V38H245ZM253 38V39H252ZM240 39H242V40H240ZM245 39V40H244ZM248 39V40H247ZM215 40V42H216V44H215V42H213ZM231 40V41H232ZM239 40H240V42H239ZM85 41V42H84ZM86 41H88L89 42V39L88 38H86L85 40H83V41H81V42H79V43H76V46L78 47V48H75L74 47V50H72L71 51V49L73 48V46H74V43L72 44V47L70 48V46H71V44L69 43V46H68V41H63V42H59V46H58V43H56V47H57V50H58V54L60 55V57H61V55H63L64 53H67V57L70 55V60L67 58V61H75L76 59L77 60H82V59H84V62H89V63H91V66H90V69H96V71H94V70H92V71H89V73L91 74V75H95V73H97V71L100 73V74H102L103 76H104V73L106 74L107 73V70L105 69V67H104V64H101L100 63V61L97 59V58H94L95 57V52L92 50V49H94V44L92 43V47H91V44H90V42H89V46H88V44L86 43ZM226 41V40H225ZM238 41V42H237ZM251 41V43L249 44V42ZM190 42H191V44H190ZM207 42V43H206ZM222 42H224V43H222ZM230 42V41H229ZM247 42V43H246ZM85 43H86V45H85ZM214 43V44H213ZM227 43V42H226ZM60 44H61V46H60ZM63 44H64V46H63ZM80 44H81V46L82 47H80ZM147 44V45H146ZM209 44H210V46H209ZM228 44L229 43H227V46H228ZM65 45H66V48H64L65 47ZM225 45V44H224ZM246 45V46H245ZM210 48H209V47ZM212 46V47H211ZM248 46V47H247ZM62 49H61V48ZM144 47V48H143ZM154 48V44H153V42H150V41H148V42H145L144 43V45L142 46V48H143V57H144V59H143V63L140 65L141 66V68H140V66L137 68V69H135V73H133L132 75L131 74H120V75H122L123 77L122 78H119V79H117V77L116 76H114L113 74H111V73H108L107 75L109 76V77H107L106 75H105V77L108 79V83H107V85L108 84H110V86H107L106 84H102V82H100V80H98V79H96V80H98V82H100L101 84H99L98 82H96V80H95V82H94V85H92V86H90L89 87V83L87 84V89H85L84 90V88L82 89V88H80V92L82 93V94H86V92H87V94L86 95H90V92H91V94L92 95H94V92H96L95 90L97 89V86L96 85H98L99 87H98V89H97V91H100V92H97L98 93V95L95 93V95L94 96H91L90 95V97H89V99L91 98V100L93 101L94 100V105H96L97 104V102H98V104H97V109H96V112L98 113V111H100L99 113H101L104 109V111L99 115V117H98V120H94L96 117L95 116H97V114H96V112H95V114H94V119H93V122L95 121H99V120H101L102 122V124H103V122H104V124H105V122H111V121H109L111 118V120H113V121H115V122H117V123H115L114 125L116 126L117 125V127L118 126H122L123 128H124V135H122V137H124L123 139H122V137L120 138L119 136H116V137H113V136H110L109 137V139H111L112 140V151H113V153H112V155H110V156H112L113 157V155H114V157L115 158H117V160L119 161H117L116 160V162H118L119 164H117V163H115V162H112L111 160H109V158H110V156L108 155V156H106V158H105V155L104 154H109L108 152L111 150L110 149V147H108V145H109V142L108 141H106L107 142V147L106 146H104V148L105 149H103V151H105L104 152V154L102 153V152H100L101 150H102V147H101V144L103 143V140H102V142L101 143H99L100 144V148L101 149H96V150H98L97 152H96V150L93 152V153H97V155H100L99 154V152L100 153H102L103 155H104V160L105 159H107L108 158V160H107V163L109 162V161H111V162H109L108 164V166H106V164H105V162L106 161H104V164H103V166H104V168L105 169H108L109 167H110V169L111 168H113V169H109L110 171L109 172H113V174H115V173H117L118 174V172H124V174L121 176L120 174V176L119 177H116V179L113 181V189H115L114 191H112V192H110L109 191V193L105 196V198L103 197L102 199H100V200H95V201H93V202H90V203H88V204H86V205H83V207L81 208L80 206H79V204H76L75 203V201H76V199H75V197H72L71 195V198L73 199H75V201L73 200V206H74V204H75V208H77L75 211H76V213H75V211H74V213L76 214H74V216H75V221H74V228H73V230L75 231V232H77V231H83L86 227V233H88V234H86V233H84L85 235H90L91 234V232H94V233H92V234H94L95 236H97V237H95V236H93L94 238H96V240L95 241H97V243L99 244V246H101V248H100V251H101V253L102 252H105L104 254H105V256H107V255H109V254H111V255H113V254H115V255H113L114 257H117L118 255H121L122 253H123V251L122 250H125V251H131V252H139V253H137L136 255L138 256V257H140V258H137L138 260H139V262L140 261H142V263L143 264H219V262H218V256H216L218 253H219V251H220V249H219V247L220 246H222L223 245V243H226V241H228V239H234V238H236V240H235V243L234 244H241V245H239L238 244V246H236V245H234L235 247H236V249L235 248H233L232 247V251L234 252H236V253H238L237 251H242L243 253H244V250H246L247 249V251L249 252L250 251V249L251 250H253V248H251L250 246H252L253 245V243H252V241L254 240V238H252V232L251 231H248L247 229H245V230H247V232L249 233H247L246 231H243V229H244V226L245 225H247V219L251 216L250 215V211H248V210H246V211H244V207H245V205H246V202L244 201V192H243V190H240V186H239V190L237 191V192H235V193H233L232 195H234V196H232L233 197V199H231L232 197H230V199H229V197H228V201H225L224 200V198H223V195H222V192H221V190L218 188V187H216L215 185H213V184H210V182L212 181V178H213V176L210 174V169H208L207 171L205 170V167H206V160L207 159H201L200 157V153L198 154V155H195L194 156V158H196V160L195 161H197L196 163H195V161L193 162V158H191V160H192V162H191V160H190V157L192 156V155H189L188 156V153L186 154V148H185V142H186V137H187V133H186V130H187V128H189V127H187V125H189V124H187L186 122L188 121V119H190V120H192V119H197L198 120V122L195 120H193V122H195V124H191V128L192 129H194L195 130V128L196 129H198L197 127H195L196 125H198V123H199V130L201 129V128H204L206 131H207V133L209 134V135H211V138L209 139V142H211V144H216V135H217V132H216V130H215V128L216 129H218L217 127H219L220 125V129H218V130H221V132L219 133L220 135H221V133L223 134V135H221L220 137L221 138H223V140L224 139H227V142H228V145H230V144H233V142L236 140V138L239 136V134H240V131H241V129L243 128V126H242V123H240V122H231V124L232 125H230V124H228V122L226 123L225 121H223V119H225L224 118V116L225 117H228L229 118V116L231 115L230 114V112L228 111L227 113H225L226 112V110H225V112L224 111H222V113L220 114L221 115V117H222V114L224 113V116H223V118L222 119H218L219 120V122H220V125H218L217 123H219V122H215L217 119H215L216 117L218 118V116L219 115H217L216 114V112L218 113V111H220L219 109L220 108H216L215 107V102L213 103H211L212 104V107H215V108H212L211 107V104L209 103V99L211 98V99H214V97H211L210 95L212 94H215L216 92H217V90H215L214 91V89L212 90V89H209L208 87V89L207 88H205L207 85H206V83H205V81H207V79H205V77H198V76H196V75H193L192 77V79L190 78V77H187V75L185 76L184 75V77H186V78H189V79H191V80H193L195 77L197 78V80L196 79H194V80H196L195 81V83H197V84H194V80H193V82H191V84L193 85V87L194 86H196V88H192L191 86H189V84L187 83V80H188V82H189V79H186V78H182V80L181 79H176V80H174V81H171V79H173V78H171L169 81H167V83H164V84H166L168 87H165L164 86V84L163 83H161L162 82V80H160L159 79V76L157 77V75L156 74H158L157 73V65H158V61L161 59L160 57H158L159 55H162V52H161V50L160 51H158L157 52V54L155 53V50H152L153 48ZM215 47V50L213 49ZM60 48V49H59ZM152 48V49H151ZM202 48V50H203V48H205L204 49V51L206 50V49H208V50H206L205 52H207L208 54L206 55L205 54V52L203 51L202 52V50H200ZM226 48V47H225ZM224 48V49H225ZM241 48H243V50L241 49ZM244 48H247V50H245ZM64 49V50H63ZM66 49V50H65ZM77 49V50H76ZM212 49V50H211ZM60 50H62V51H60ZM177 50V51H176ZM214 50V51H213ZM152 51H154L153 53H155V54H153L152 53ZM208 51H211V52H208ZM222 51H223V53H224V50L222 49ZM226 51V50H225ZM43 52H46V50H44ZM48 52H49V50H48ZM71 52H72V54H71ZM75 52V53H74ZM91 52H93V53H91ZM146 52V53H145ZM149 52H151V53H149ZM160 52V53H159ZM176 52V53H175ZM202 52V53H201ZM50 53V52H49ZM148 53V54H147ZM158 53H159V55H158ZM150 54H153L152 56H153V58L155 59V61H152V58L151 57H149V59L147 60V56L149 55V56H151ZM201 54V55H200ZM75 55V56H74ZM158 55V56H157ZM205 55L207 56V57H205ZM213 55H216V57L214 58H212V56ZM72 56V57H71ZM77 56V57H76ZM79 56V57H78ZM189 56V57H188ZM244 56V55H243ZM91 57H92V59H91ZM147 57V58H146ZM186 57V58H185ZM196 57V58H195ZM198 57V58H197ZM248 57V58H247ZM79 58H81V59H79ZM182 58H185L183 61H182ZM189 58H190V60H189ZM195 58V59H194ZM209 58V59H208ZM96 61V62H98V64H94V60ZM181 59V60H180ZM195 61H194V60ZM76 60V61H77ZM152 61V62H150V61ZM163 60V59H162ZM161 60V61H162ZM216 60V59H215ZM62 60L60 59L59 60V63H62L61 62ZM160 61V62H161ZM181 61V62H180ZM189 61V62H188ZM191 61V62H190ZM249 61V60H248ZM149 62V63H148ZM188 62V63H187ZM242 62H241V65H242ZM156 63H157V65H156ZM173 63V62H172ZM99 64H100V66H102V68L104 67V70H106L105 72H104V70H102V68L100 67V69H99ZM156 65L155 67H157L156 69L154 68V65ZM161 64V63H160ZM186 64V65H185ZM191 64H190V67H192L191 66ZM98 67H97V66ZM145 65L148 67H145ZM244 65V66H245ZM94 66V67H93ZM96 66V67H95ZM146 68H144V67ZM243 66V65H242ZM249 66V65H248ZM92 67V68H91ZM247 67V66H246ZM100 70H98V69ZM189 68V69H188ZM142 69V70H141ZM246 69V68H245ZM244 69V70H245ZM138 70V71H137ZM61 72H62V70H61ZM102 72V73H101ZM108 72H111V71H108ZM134 72V71H133ZM138 74H137V73ZM154 72H156L155 74H154ZM189 72V71H188ZM57 73H58V71H57ZM59 73H60V71H59ZM59 73H58V76H60L61 77V75H59ZM89 73H87L86 74V76L89 74ZM142 73V74H141ZM152 73H153V75H152ZM62 74V73H61ZM136 74V75H135ZM165 74V73H164ZM186 74V73H185ZM93 75V76H94ZM98 73L95 75V78H98ZM117 75V74H116ZM133 75H135V76H133ZM178 75V74H177ZM177 75L175 76V75H173L172 74V76H175V78L177 77ZM181 75V74H180ZM179 75V76H180ZM183 75V74H182ZM181 75V77H183ZM88 76H90V75H88ZM131 76H133L132 78H131V81H133L132 83H134V81H135V83H134V85H132V83H130L131 81H130V77ZM153 76H156V77H153ZM59 77V79H58V77H56L57 78V80H59V82H57V84L55 83L57 80L55 79V81H54V83L55 84H53L52 83V86L53 87H49V88H51V91H53L52 92V94H54V89L53 88H56V87H54V85L55 86H57V88L58 89H56V92H55V95H56V93H58L57 94V96L59 95L60 97H61V95H66L67 96V93H66V90H67V88H65L64 87V85H62V81L64 80H62L61 78ZM111 77V78H110ZM138 77V78H137ZM163 77V74H160V78H162ZM180 77V78H181ZM134 78V79H133ZM199 78V79H198ZM164 79H165V77H164ZM264 79V78H263ZM190 80V81H191ZM205 80V81H204ZM245 80H246V78H245ZM126 81H128V84H126ZM161 81V82H160ZM166 81V80H165ZM171 81V83H169ZM203 81V82H202ZM136 82L138 83V84H136ZM59 83V84H58ZM97 83V84H96ZM61 84V85H60ZM92 84V83H91ZM112 84V85H111ZM139 84L141 85V86H139ZM202 86H201V85ZM106 85V86H105ZM125 85V88H122L123 86ZM128 85H129V87H128ZM206 85V86H205ZM51 86V85H50ZM61 86V87H60ZM94 86H96V87H94ZM113 86V87H112ZM115 86V87H114ZM131 86H134L133 88L131 87ZM139 86V87H138ZM165 88H164V87ZM59 87H60V89H59ZM82 87H84V86H82ZM91 87H93V89H94V92H93V89H91ZM111 87V88H110ZM119 89V91L118 92H121V91H123L124 89H128V88H130V90L128 89V92H127V90H124L123 92H124V97L123 96H121V97H123V99H126L125 101H123V99H122V101H118V100H113V98L115 97V99H116V96H118L119 94H117L116 92H117V88ZM144 87V88H143ZM205 88V89H207L206 90V93H207V91L209 90L210 91V93L208 94H206L205 93V91H202V90H204V89H202V88ZM49 88H48V90H49ZM62 88H64V91H63V89ZM86 88V87H85ZM90 90H89V89ZM100 88V89H99ZM105 89V90H103V89ZM114 90H113V89ZM213 88V87H212ZM218 87H215V89H217ZM66 89V90H65ZM135 89H137L136 90V94H138V92H140L139 93V95L138 96H136V97H134L135 96ZM146 89V90H145ZM193 89H195L194 91H193ZM220 88H218V90H219ZM45 91H46V89H44ZM44 90H42V92L44 91ZM69 90V89H68ZM67 90V91H68ZM116 90V92H114ZM192 90V91H191ZM259 90V89H258ZM44 91V92H45ZM62 91V92H61ZM86 91V92H85ZM109 91H111L110 92V94H109ZM131 91V92H130ZM138 91V92H137ZM213 91H214V93H213ZM48 92V91H47ZM47 92H46V95H44V96H47ZM61 92V93H60ZM102 92V93H101ZM105 92L107 93L106 94V96H105ZM143 92V93H142ZM212 92V93H211ZM219 92V91H218ZM254 92V91H253ZM257 92V90L255 91V93ZM64 93V94H63ZM132 93V94H131ZM143 94L146 98L148 97L149 99V101H151L150 100V98H152V100L154 99V101L156 100L157 102V105H158V103L160 104V103H163V99L164 98H167V99H169L170 98V100L169 101H171V99L173 98H177V96H179L178 97V99L179 98H181L182 97V95H183V97H182V99H183V103H184V101L186 100V97H187V100L185 101V106L183 105V103L181 104V106H182V108H181V110H180V108L178 109V111L176 110V112H174L172 109H174V106L173 107H171V111H170V116H168L167 117V119H165L166 121H168V118L169 117H172L173 118V116L174 115H176V114H178L177 112H179L180 114H178V115H176V117L177 116H179V117H183V116H187L188 117V114H189V112H190V114L189 115H191V116H189L188 118L186 117L185 119H183V118H180V121H182V119L184 120V121H186V122H184L185 124H184V126H182L181 128H180V130L182 129V128H185V129H182L181 130V132L183 131L184 132V130H185V138H179V137H181L182 135L180 134V136H178V139L179 140H181L180 142H179V144L181 145L182 143L184 144V146H183V150H182V148L181 147H179V148H177L178 149V152H180L181 151V153L183 152H185L184 154H186L188 157V159L186 160H184L183 159V161H182V158H183V156H184V154L182 155V157H181V155H180V158H181V160H180V163H181V165H180V163L178 164V167H179V165H180V170L182 171H177L178 170V168L176 169L175 168V164H176V162H178L177 161V159H180V158H178L179 156H178V154L176 155V156H178V157H174V160H173V156H172V154H169V153H166L165 152V150H164V148H163V146H162V144L160 143V139L161 138H167L174 130H171V131H169L168 130V132H171L169 135L166 133V135H168L167 137L166 136H164V134H160V132L161 133H165L166 132V130H165V132H163L161 129L163 128L162 126H161V119L162 118H166V116L165 117H163L162 116V114L164 113V112H162V114H160V112L158 113V112H155V113H157V114H152V112L150 113V114H148V112L146 113V115H144V113H143V115H142V110H140V103H139V97H140V94ZM205 93V94H204ZM221 93V92H220ZM49 94H51V93H49ZM48 94V95H49ZM115 94H116V96H115ZM141 94V96L143 97V95ZM55 95L53 96L52 95V97L50 98V95L49 96H47V97H45V99H47L48 101H51L52 103L55 101V99H52V98H56V99H58V98H60L59 96L57 97H55ZM100 96L99 98H101L103 101H104V104H101V103H99L100 101H98V97H95V96ZM104 95V96H103ZM176 95V96H175ZM204 95V96H203ZM206 95V96H205ZM222 96L221 94H217L216 93V95H215V97L217 98L218 96ZM126 96V97H125ZM174 96V97H173ZM220 96H219V98H220ZM65 97V96H64ZM94 99H93V98ZM103 97V98H102ZM108 97V98H107ZM113 97V98H112ZM194 97H195V101H193V99H194ZM210 97V98H209ZM66 98V97H65ZM98 98V99H97ZM127 98H129V99H127ZM130 98H134L135 99V101L137 102V105L139 106H137V108H139V110H138V112H137V109L136 110H134L133 108H131V109H133V110H131V109H127V107H128V105L130 104V105H135V103H134V99H133V101L131 102V99ZM184 98H185V100H184ZM100 99V100H101ZM177 99V100H178ZM191 99V101H189ZM233 100H234V98H232ZM130 101V102H128V101ZM142 100L144 101V99L142 98ZM147 100V99H146ZM166 100V99H165ZM176 100V99H175ZM181 100V99H180ZM180 100H179V102H180ZM207 100V101H206ZM215 100V99H214ZM217 100V99H216ZM215 100V101H216ZM58 101V103L56 104L57 105V107H56V105L55 104H53V105H55L54 107L55 108H57V110H55V112L57 113V115H59L58 117L59 118H57V120L59 119L60 121H58L56 124L57 125H59L60 123H62L63 124V122H64V124L67 122L66 121V118L65 117H62V115H61V113H63V112H65L64 111V109L62 108L61 109V107H58L60 104V101L59 100H56V102ZM96 101V102H95ZM107 101H108V106L107 105H105L106 103H107ZM174 101V100H173ZM201 101H204V102H201ZM55 102V103H56ZM102 102V101H101ZM106 102V103H105ZM122 102V103H121ZM197 103V108H196V110H195V107H196V103ZM200 102L202 103L201 104V106L202 105H204L201 109H200ZM208 102V103H207ZM96 103V104H95ZM103 103V102H102ZM117 103L118 104H122V106H121V104L118 106L117 105ZM124 103H126V104H128V105H124ZM133 103V104H132ZM142 103V102H141ZM145 102H143V104H144ZM147 103V102H146ZM170 103H172V101L170 102ZM176 103V102H175ZM194 104V105H192V104ZM207 103V104H206ZM59 104V105H58ZM101 104V105H100ZM110 104H112V106H110ZM142 104V106H144V105H146V104H144L143 105ZM148 104V103H147ZM149 104H151V103H149ZM152 104H154V103H152ZM174 104V102L171 104V106ZM179 104V103H178ZM208 104H210L209 106H208ZM99 105H100V107L102 108H99ZM103 105H105V108H104V106ZM113 105H117L116 107H114ZM123 105H124V107H123ZM134 105L133 106H130V107H134ZM156 105V104H155ZM180 105V104H179ZM178 105V106H179ZM103 106V107H102ZM110 106V107H109ZM121 106V107H120ZM127 106V107H126ZM177 106V105H176ZM177 106V107H178ZM181 106H179V107H181ZM184 106V107H183ZM200 106V107H199ZM53 107V108H54ZM107 107H109L108 108V110H111V111H113L112 112V114L110 113L111 111H108L109 113H107ZM146 107V106H145ZM145 107H143V108H145ZM177 107H175V108H177ZM185 107H186V109H185ZM189 107H191V109L189 108ZM207 107V108H206ZM104 108V109H103ZM150 108V107H149ZM189 108V109H188ZM198 108H199V110H201V111H199L198 110ZM206 108V109H205ZM208 108H210V111L208 110ZM148 109V108H147ZM185 109V110H184ZM188 109V110H187ZM202 109H205V110H202ZM218 109V110H217ZM59 110H60V113H59ZM175 110V109H174ZM183 110V112H181ZM187 110V111H186ZM198 110V111H197ZM63 111V112H62ZM121 111H123V113L122 114H124V116L121 118V116H122V114H120L121 113ZM130 111V112H129ZM139 111H141L140 113H139ZM184 111H186V112H184ZM204 111V112H203ZM208 111H209V114H208ZM214 111V112H213ZM53 111L51 110V113H52ZM105 112V113H104ZM128 112L129 114H126V113ZM133 112V113H132ZM146 112V111H145ZM171 112L174 114H172L171 115ZM199 112H201V113H199ZM212 112V113H211ZM103 113H104V115H103ZM184 113V114H183ZM55 114V113H54ZM107 114L109 115L108 116V118L107 119H109L108 121H105L106 120V117H107ZM131 114V115H130ZM133 114V115H132ZM148 114V115H147ZM213 116H212V115ZM228 114H230L229 116H226V115ZM56 115V114H55ZM63 115H65V113L63 114ZM128 115V116H127ZM141 115H142V117H141ZM197 116V117H195V116ZM203 115V116H202ZM214 115H217V116H214ZM51 116L52 117H50V115L49 116H46L45 118H43V119H41V121L42 122H44L43 120H45L46 121V118L47 117H49V119H47L48 120V122L50 123V125L48 124V126H49V129L51 130V125L53 124L54 125V128H55V123H53V122H55L53 119H55L56 118V116L55 117H53V113L51 114ZM66 116V115H65ZM101 116V117H100ZM127 116V117H126ZM130 116V117H129ZM135 116H137V118L135 117ZM60 117L61 118H65V120H63V119H60ZM124 117H126V118H124ZM162 117V118H161ZM176 117L174 118V119H176ZM191 117V118H190ZM205 117V118H204ZM53 118V119H52ZM83 118V117H82ZM100 118H105L104 119V121H103V119H100ZM124 118V119H123ZM148 118V119H147ZM84 119V118H83ZM115 119V120H114ZM157 119V120H156ZM214 119V120H213ZM229 119H231V118H229ZM50 120H52L51 122H50ZM61 120H63L62 122H61ZM164 120V119H163ZM172 120V119H171ZM190 120L188 121V122H190ZM217 120V121H218ZM221 120L223 121L222 123H221ZM226 120L227 121H229L227 118H226ZM232 120V119H231ZM66 121V122H65ZM112 121V122H113ZM158 121V122H157ZM166 121L163 123V125H167V123H166ZM170 121V120H169ZM179 121V122H180ZM212 121H214V123L212 122ZM42 122H40L41 124H38L39 126L36 128V131H38V129L40 128V134H41V129L43 130V126H45L44 128L45 129H47V127L48 126H46V125H42ZM47 122V123H48ZM177 120L174 122V124L173 125H177ZM182 122V123H183ZM225 122V123H224ZM52 123V124H51ZM99 123V122H98ZM108 123V124H109ZM156 123V124H155ZM161 123V124H160ZM169 123H171V121L169 122ZM176 123V124H175ZM45 124H46V122H45ZM111 124H113V123H111ZM125 124V125H124ZM141 124H150L151 125V128H147V127H143V126H140ZM160 124V125H159ZM57 125H56V127H57ZM61 125V124H60ZM110 125V124H109ZM114 125H110V126H114ZM127 125V126H126ZM41 126V127H40ZM62 126V125H61ZM63 126H66V125H63ZM126 126V127H125ZM168 126H170V124H168ZM168 126H166L165 128H167ZM172 126V125H171ZM180 126H181V123H180ZM247 126L248 127H250L251 126V123H247ZM51 127V128H50ZM103 127V126H102ZM131 129H130V128ZM162 127V128H161ZM187 127V128H186ZM194 127V128H193ZM53 128V129H54ZM59 128V126L57 127V129ZM64 128V127H63ZM128 128V129H127ZM169 129H170V127H168ZM176 128H179V127H176L175 126V129ZM164 129V128H163ZM47 131V133L46 132H42V134L43 133H45V135H46V138H43V139H47V143L46 144H48L47 146V148H48V150L50 149L49 147V144H51V146L53 145V143L55 142V143H57V142H59V141H57V139H56V136L54 135L58 130H55V133L53 134V133H51L52 131H54V130H51V131ZM61 130H62V128L60 127V129H59V131H60V133H61ZM179 130V131H180ZM29 131H30V133H29ZM32 131H34V129H30V130H28L27 132H26V136L27 137H29V136H32L31 138H29L30 140H27V144H30L31 146H33L34 147V149L36 150V152H38V150L37 149H39V153L41 154L42 152H43V154H41V157L40 156H38V157H40L42 160H43V158H45V157H47V158H45V163H47V165H50L51 166V164L53 165V162L54 161H56L57 163H55L54 162V166L52 167L53 169V171H51V173H52V175H53V172L57 169H63L62 171H59V172H62V173H59L57 170V172H58V174H59V176L61 175V177H60V179H59V176H55V178H57V180H60V182H61V179H62V177L64 178V179H62V181L64 182V180L66 179V175L67 176H69V178H67V179H69V180H65V182H71L73 185L72 186H76L75 185V180L74 179H76L75 177H80V174H81V177H80V179L83 181V187H85L86 186V182H84V181H89V180H85V179H87L88 177H85V176H88V174H86L85 176H84V172H82V171H86L85 169H83V168H80L79 169V167H81L82 165H80L81 163L78 161V163H77V158H75V157H73V156H76L77 157V152H76V154L75 155H72L73 153H74V150L73 149H71V147H70V150H73V152L71 151V152H69V151H65L66 149H68L67 148V146L69 145V146H71L72 144H74V145H72L73 146V148L75 149V147H76V145H75V142L74 143H72L74 140H72V142H71V145H70V141H68L67 143L66 142H63V140H68V138H67V135H66V138H64L63 136H62V134L61 135H59V133H57V136L59 135V139L60 138H62V140H60L61 142H63V144H61V143H59V145L57 144V147L58 148H56V144L55 145H53L52 147H51V149H50V151L48 152V150H47V153H46V144H45V146H44V144L42 145V143H44V142H46L45 140H43V139H41L42 137H40V138H38L40 135H39V133L37 134V137L35 136V134H36V131H34V135H31L33 132ZM44 131V130H43ZM58 131V132H59ZM63 131V130H62ZM131 131V132H130ZM178 131V132H179ZM189 131V130H188ZM196 131H198V130H196ZM213 131V132H212ZM215 131V132H214ZM128 132H130V133H128ZM178 132H177V135H178ZM182 132V133H183ZM190 132V131H189ZM50 133H51V135H50ZM30 134V135H29ZM53 134V135H52ZM129 134H131V135H129ZM135 135V137H133V138H135V139H132V137H128V135L129 136H133V135ZM39 135V136H38ZM171 135H173V133L171 134ZM184 135H183V137H184ZM200 135H201V138H202V140L204 141V143H205V139H204V137H203V135L200 133ZM33 136H34V141H36V142H34L33 140H32V138H33ZM43 137H44V135H42ZM62 136V137H61ZM174 136V135H173ZM189 136V135H188ZM234 136V137H233ZM113 137V138H112ZM128 137V138H127ZM175 139L177 138L176 137V134H175ZM127 138V139H126ZM138 138V139H137ZM148 138V140L146 141V139ZM169 138V137H168ZM27 139V138H26ZM72 139V138H71ZM106 139H107V137H106ZM105 139V140H106ZM108 139V140H109ZM119 139V141H117ZM131 139V140H130ZM169 139H173V140H171V141H173V143L175 142V141H179L178 139H174V138H172V137H170ZM31 140H32V142H34V144L33 143H31ZM49 140V141H48ZM111 140H109V141H111ZM135 140V141H134ZM182 140L184 141V142H182ZM38 141H39V143H38ZM134 141V142H133ZM137 141H139V142H137ZM147 142L146 144L144 143V142ZM49 142V143H48ZM53 142V143H52ZM105 141H104V143H106ZM118 142V143H117ZM120 142V143H119ZM122 142V143H121ZM129 142V143H128ZM136 142H137V144H136ZM38 145H37V144ZM68 144L67 146H64V144ZM110 143V144H111ZM126 143V144H125ZM148 143L150 144V145H148ZM26 144V145H27ZM63 145V146H61V145ZM98 144V145H99ZM132 144V145H131ZM177 147H178V143L177 142H175L174 143ZM182 144V145H183ZM30 145H28V147L30 146ZM97 145V146H98ZM105 145V144H104ZM129 145V146H128ZM136 145V146H135ZM179 145V146H180ZM181 145V146H182ZM110 146V145H109ZM144 146V147H143ZM40 147V148H39ZM63 148L62 149V153L60 152L61 151V149L60 148ZM121 147V148H120ZM124 147H126V148H124ZM149 147L151 148V149H149ZM78 148V147H77ZM80 148V147H79ZM82 148V147H81ZM176 148V147H175ZM54 149H57L56 151L54 150ZM58 149L60 150L59 152H58ZM108 149H110V150H108ZM120 149V150H119ZM123 149H125V150H123ZM146 149V150H145ZM177 149H176V151L175 152H177ZM236 149V148H235ZM30 149L28 148V150L27 151H29ZM33 150V149H32ZM120 152V156L119 157H117L118 155H119V152ZM148 150H152V152L153 153H150V154H152V156H154V160H151V159H148V156L147 155H149V154H147V152L146 151H148ZM173 150H175V149H173ZM27 151H26V153H27ZM34 151V150H33ZM33 151H31V155H33V157L32 156H30L29 157V153H28V155L24 158L25 160V165L26 166H24V167H27V170H26V174L28 175V176H26V174L24 173V175L26 176V177H28V179H26V183H27V185L29 186V184H31V186H32V188L33 189H31V187L30 188H28V190H27V188H26V191L23 189L22 191H21V201H22V204H23V206L25 207V209H26V211H25V215H24V218H26V219H24V220H26V229H27V231H26V233H30L29 234V237L30 238H32V242H31V240L30 239H27V241H26V245L28 244L29 246H30V244H31V246H30V248L29 247H26V249L28 250V251H26L27 253V257L29 256L30 257V260H31V262H33V261H35V262H37V261H39V263L40 264H43V262H44V264H46V262H48L49 261V259H50V257H45L46 255H48V254H46V252H45V250H46V246L45 245H47V243L45 244V242H44V240H46V242H47V239H45L46 237V232H48V230H49V234L51 235L52 234V236L55 234V232H52L51 233V231L50 230H52V231H56L57 232V229L56 230H54V229H52V228H54V224L53 223H50L53 227H50V228H48V230H47V227H49L50 226V224H49V222H50V216H49V214L50 213H48V214H46L47 213V211H52V213H51V216L53 217L54 215H55V212H53V207H52V202H51V200L49 199V198H47L48 196H46L45 197V195H44V191H41V190H43V189H41V188H43L42 186H43V176L41 177L40 175H42V173L40 172L41 171V169H39L40 167H39V163H40V160L39 159H35V158H37V157H34V152ZM107 151V152H106ZM123 151V152H122ZM149 151V152H150ZM222 151L225 153V157L224 158H226V159H228L229 157V155L232 153V152H234V149H233V147H227L226 145H224V147H223V149H222ZM51 152V153H50ZM56 152V153H55ZM66 152V153H65ZM79 152V151H78ZM91 152V151H90ZM129 152V153H128ZM139 152V153H138ZM164 152V153H163ZM222 152V153H223ZM53 153V154H52ZM65 153V154H64ZM80 153L82 154V151H80ZM127 153V154H126ZM163 153V154H162ZM173 153H174V151H173ZM56 154V157H54V155ZM61 154V155H60ZM101 154V155H102ZM129 154V155H128ZM146 154V155H145ZM38 155V154H37ZM42 155H43V158H42ZM46 155V156H45ZM49 155V156H48ZM63 155V156H62ZM84 155V154H83ZM82 155V156H83ZM86 155V154H85ZM116 155V156H115ZM127 155L128 156H130V157H127ZM134 155V156H133ZM161 155V156H160ZM224 155V154H223ZM78 156H80L81 157V155L78 153ZM122 156H124V157H122ZM146 156H147V158H146ZM151 156V155H150ZM151 156V157H152ZM29 157V158H28ZM93 157V156H92ZM111 157V158H112ZM113 157V158H114ZM150 157V158H151ZM159 157H160V160H161V162L162 163H164V165L161 163V162H159L160 160H158L159 159ZM186 157V156H185ZM193 157V156H192ZM199 157V158H198ZM21 158L23 159V157L21 156ZM28 160H27V159ZM60 158V159H59ZM129 158V159H128ZM175 158H177L176 159V161H175ZM53 159V160H52ZM78 159H79V157H78ZM80 159H82V158H80ZM156 159V160H155ZM171 159V160H170ZM29 160H31V161H29ZM46 160H47V162H46ZM53 161L52 163L50 162V161ZM74 160V161H73ZM87 160H89V161H91V159H87ZM122 160H124L123 162H122V164H123V168L122 169H124L123 171H122V169L121 170H119L120 169V167L122 166L121 164H120V161H122ZM131 161V162H129V161ZM136 160H139V164H141L140 165V169L138 168V165L135 163V161ZM173 160V162L174 163H171V161ZM28 161V165H27V162ZM76 161V162H75ZM93 161V160H92ZM94 161H96V159H94ZM170 161V162H169ZM182 161V162H181ZM234 161V160H233ZM36 162V163H35ZM50 162V163H49ZM86 161H84L83 160V163H85ZM146 162H151V163H153L152 165H151V172H150V170L147 168V170H149L148 172H146L145 170H143V168L144 167H147L148 166V163H146ZM168 162V163H167ZM187 162V163H186ZM205 162V163H204ZM208 162H209V160H208ZM32 163V164H31ZM34 163H35V165L36 166H33L34 165ZM131 163H133V164H131ZM150 163V164H151ZM193 163H195V164H193ZM198 163V164H197ZM41 164H43V163H41ZM71 164H73L72 166H73V168H74V171H75V173L73 172V170H71ZM76 164H79V165H76ZM86 164V163H85ZM130 164V165H129ZM174 164V165H173ZM183 164V165H182ZM193 164V165H192ZM56 165V166H55ZM76 165V166H75ZM127 165H129V167L127 166ZM167 165H169L168 167H167ZM173 165V166H172ZM33 166V167H32ZM42 166V165H41ZM46 166V165H45ZM49 166V167H50ZM68 166H70V169H67L68 168ZM77 167L76 169H75V167ZM84 166V165H83ZM82 166V167H83ZM125 166H126V168H125ZM150 166V165H149ZM159 166V167H158ZM182 166V167H181ZM195 167V170H194V167ZM48 167V168H49ZM55 167H56V169H55ZM58 167V168H57ZM108 167V168H107ZM117 167H119V168H117ZM155 167V168H154ZM157 167H158V170H157ZM36 168H37V170H36ZM43 168H46V167H44L43 166ZM72 168V169H73ZM26 169V168H25ZM30 169V170H29ZM32 169V170H31ZM47 169V168H46ZM115 169H117L116 171H114ZM155 169V170H154ZM35 170H36V172H35ZM68 171V174H67V172H64V171ZM70 170V171H69ZM76 170H78L77 171V173H76ZM175 170V171H174ZM27 171L29 172V173H27ZM31 171H32V173H31ZM55 171V172H56ZM127 171H135V172H138L139 174H141V173H143V174H148L147 176H151V178H153V179H155V180H150V181H147L146 180V182H145V180L140 176V179H139V181L136 183V184H134V185H130L128 188H126V187H124V185L122 186V187H120V186H117L116 184H117V182H116V180L117 179H119V180H123L124 179V177H125V173L127 172ZM38 172H40V173H38ZM64 172V173H63ZM81 172V173H80ZM153 172V173H152ZM50 172H48V174H49ZM71 173V174H70ZM70 174V175H69ZM75 174H78L77 176H75ZM156 174V175H155ZM33 175V176H32ZM199 175V176H198ZM54 176H53V180L55 179L54 178ZM72 176V177H71ZM173 176L175 177V178H173ZM35 177H39V179H37V178H35ZM70 177H71V180H70ZM198 177H200L203 181L201 182V181H199V183H198V181H197V178ZM50 178H51V176H50ZM85 178V179H84ZM43 179V180H42ZM89 179V178H88ZM25 180V179H24ZM52 180V179H51ZM28 181V182H27ZM144 181V182H143ZM214 181V180H213ZM30 182V183H29ZM41 182V183H40ZM80 182V181H79ZM143 182V183H142ZM173 182V183H172ZM201 182V183H200ZM204 182V183H203ZM24 183V182H23ZM42 185V186H40V184ZM70 183V184H71ZM77 183H78V181H77ZM88 183V182H87ZM115 183V184H114ZM25 184V183H24ZM65 184V183H64ZM175 184V185H174ZM26 185V184H25ZM34 185H35V187H34ZM36 185H37V187H39L40 188V191L42 192H40V191H38V192H36L37 190H39V188L37 189L36 188ZM67 185V184H66ZM65 185V186H66ZM69 185V184H68ZM68 185L66 186V187H68ZM85 185V186H84ZM89 185V183L87 184V186ZM165 185V186H164ZM198 185H200V187H198ZM201 185H203V187L201 186ZM77 186H78V184H77ZM80 186H81V184H80ZM140 186H143V187H140ZM71 186L69 185V188H70ZM89 187V186H88ZM87 187V188H88ZM165 187H167V188H165ZM68 188V189H69ZM73 188V187H72ZM72 188H70L71 190H72ZM87 188H86V190H87ZM143 188V189H142ZM34 189H35V191H34ZM68 189H66L67 191H68ZM74 190L72 191L73 192V195H77V193L79 192V190L77 189V187L76 188H73ZM78 190L77 192H74V191H76V190ZM123 189H125V192L123 191ZM141 189V190H140ZM144 189H145V191H144ZM168 189H170V190H168ZM84 190V188L82 189V190H80V191H83ZM86 190L83 192L84 194L86 193ZM112 190V189H111ZM163 190H165V191H163ZM28 191V192H27ZM141 191V192H140ZM144 191V192H143ZM172 191V192H171ZM36 192V193H35ZM70 190H69V193H72ZM120 192H122L121 194H120ZM124 192V193H123ZM140 192V193H139ZM38 193V194H37ZM41 195H40V194ZM68 193V192H67ZM69 193H68V195H69ZM141 193H144V194H141ZM32 194V195H31ZM79 195H81L80 194V192L78 193ZM67 195V194H66ZM67 195V196H68ZM78 195V196H79ZM41 198H40V197ZM77 196V199L79 198V197H81V196H79L78 197ZM142 196V197H141ZM163 197V198H162ZM171 197V198H170ZM31 198H32V200H31ZM34 198H36L35 200H34ZM70 198V199H71ZM126 198H128V199H126ZM162 198V199H161ZM174 200H173V199ZM37 199H38V201H37ZM105 199V200H104ZM40 200H42V201H40ZM175 200H177V202H175L174 203V201ZM230 200V201H229ZM72 201V200H71ZM79 201V200H78ZM77 201V202H78ZM99 201H100V203H99ZM104 203H103V202ZM179 201L182 203V202H184V203H186V205H187V207H188V210H190V212H189V220H187L188 219V216H186L185 215V208H184V210L179 206ZM40 202V204H38ZM43 202H44V204H43ZM157 202V203H156ZM231 202V203H230ZM45 203H46V206H45ZM49 203H51V204H49ZM79 203V202H78ZM98 203V204H97ZM144 203H146L145 205H144ZM29 204V205H28ZM38 205V206H36V205ZM47 204H49V205H47ZM94 204V205H93ZM114 204V205H113ZM136 204V205H135ZM139 204H140V206H139ZM147 204H148V206H147ZM175 204H177L181 209L180 210H178V209H176V208H173V207H175L176 205ZM230 204V205H229ZM35 207H34V206ZM96 205H98V206H96ZM102 205V206H101ZM104 205H106V206H108V207H103ZM160 205V206H159ZM174 205V206H173ZM229 205V206H228ZM243 206V209L241 210V211H239V210H237V206ZM49 206H51V207H49ZM133 206H135V207H133ZM145 206V207H144ZM177 206V207H178ZM38 207H40V208H38ZM45 207V208H44ZM78 207H79V209H78ZM139 207V208H138ZM141 207V208H140ZM152 207V208H151ZM30 210H29V209ZM49 210H48V209ZM52 208V209H51ZM81 208V209H80ZM135 208H137V209H135ZM40 209V210H39ZM44 209H46V210H44ZM104 209V210H103ZM136 211H135V210ZM173 209H175L174 211H173ZM9 210V208L7 209V211ZM28 210V211H27ZM93 210V211H92ZM98 210V211H97ZM99 210H103L104 212V215H103V213L102 212H99ZM121 210V211H120ZM140 210V214L142 213V210L143 211H146V212H144V214L142 215L143 217L145 216V218H147V216H149L148 218H150V219H152L151 220V224H149V222L148 223H146L147 221H144V223L143 222H141V227L139 226V228H138V230H134V231H132V229H133V227H135V226H133V224H132V227H130V225H129V221H134V220H136V219H134L133 220V216H135L136 214H138V213H136L137 211H139ZM149 210H150V212H149ZM161 210V211H160ZM46 211V212H45ZM112 211H114V212H116V213H113ZM152 211V212H151ZM164 211V212H163ZM177 211V212H176ZM30 212V213H29ZM43 212H45V214L43 213ZM84 212V213H83ZM98 212V213H97ZM113 213V214H111L110 215V213ZM174 212V214H172ZM186 212H187V210H186ZM9 213V212H8ZM44 215H43V214ZM86 213V215H84L83 216V214H85ZM108 213V214H107ZM129 213V214H128ZM147 213V214H146ZM150 213V214H149ZM155 213V214H154ZM161 213L163 214V215H161ZM1 214H2V212H1ZM11 214V215H10ZM80 215V221H81V223L83 224V222L84 221H86L87 220V222H86V225H85V222H84V226H86L83 230L80 228L81 227V223H80V221H79V219H77V217H78V215ZM97 214H98V216H97ZM124 214V215H123ZM157 214V215H156ZM170 214V215H169ZM176 214V215H175ZM187 214V213H186ZM3 215V214H2ZM2 215H0V218H1V216ZM9 217H5V220L3 219L1 222H0V225H3L4 224V222L6 221V219H7V222H9L8 220H10L11 222H13L14 221V219L16 220V219H18L17 218V216L16 215H14L13 213H12V211L9 213V214H7ZM13 215V216H12ZM28 215V216H27ZM39 215H40V217H39ZM49 216V218H48V216ZM91 217H90V216ZM119 215V216H118ZM121 215V216H120ZM172 215H174V216H172ZM12 216V217H11ZM16 216V218H14L13 219V217H15ZM46 216H47V219H46ZM88 216V217H87ZM94 216V217H93ZM103 217V216H105V217H103V218H100V217ZM107 216H109L108 218H106ZM129 216V217H128ZM137 216V215H136ZM139 216H141V215H139ZM141 216V217H142ZM169 216V218H167ZM176 216V217H175ZM185 216V217H184ZM32 217H34L35 218V222L34 221H32V220H34ZM37 217V218H36ZM55 217H56V215H55ZM82 217H84V219H82ZM93 217V218H92ZM158 217H159V219H158ZM174 217V218H173ZM43 218V219H42ZM104 218H106V219H104ZM144 218V219H145ZM48 219H49V221H48ZM54 219V218H53ZM143 219V218H142ZM141 219V220H142ZM45 220H47V221H45ZM78 220V221H77ZM84 220V221H83ZM101 220H103V221H101ZM126 220V221H125ZM140 220V221H141ZM154 220V221H153ZM236 220V221H235ZM37 221V222H36ZM41 221V222H40ZM46 222V224H44L45 222ZM83 221V222H82ZM93 222V224H91L92 222ZM96 223H95V222ZM98 221V222H97ZM227 221H231V223L233 224V221H234V223H235V227L237 228L239 225H241V227L239 226L236 230H234V226H233V228L232 227H230L232 224H230V226H228L227 224H228V222ZM32 222V223H31ZM38 222H39V224H38ZM44 222V223H43ZM52 222V221H51ZM90 222V223H89ZM104 222V223H103ZM107 222V223H106ZM122 222V223H121ZM226 222H227V224H226ZM262 225H264V216H263V218H262ZM78 223H79V225H80V227L78 226ZM106 223V224H105ZM120 223L124 226L125 225V228L127 229L128 227H130L129 228V230L127 229L126 231L125 230H123L122 229V225H120ZM134 223V222H133ZM136 223V222H135ZM134 223V224H135ZM230 223V222H229ZM41 224V225H40ZM42 224H44V225H42ZM99 224V225H98ZM100 224L102 225V226H100ZM36 227H35V226ZM46 225H48V226H46ZM73 225V224H72ZM126 225H128V227L126 226ZM136 225V224H135ZM244 225V226H243ZM34 226V227H33ZM57 226H59V225H57ZM56 226V227H57ZM89 226V227H88ZM90 226H91V228H90ZM137 226V225H136ZM28 227V228H27ZM30 227V228H29ZM39 227V228H38ZM42 227H43V229H42ZM69 227H71V226H69ZM73 227V226H72ZM76 227V228H75ZM78 227V228H77ZM106 227V228H105ZM229 227V228H228ZM35 228H38V231H37V229L35 230ZM41 228V229H40ZM124 228V227H123ZM132 228V229H131ZM228 228V229H227ZM230 228H232L231 230H232V232H233V234H231L230 235V233H232V232H228V230L230 229ZM241 228V229H240ZM243 228V229H242ZM29 229H31V230H29ZM42 230L41 231V233H40V230ZM45 229H46V231H45ZM58 229H59V227H58ZM76 229V230H75ZM78 229V230H77ZM80 229V230H79ZM88 229L91 231H89L88 232ZM241 231H240V230ZM93 230V231H92ZM43 231H44V233H43ZM234 231L236 232V234H237V237H239V236H241V238L240 239H242V240H240L239 238H237V237H235L236 236V234L234 235ZM243 231V232H242ZM31 232H33V233H31ZM37 232H38V234H37ZM84 232V231H83ZM130 232H132V234H134V235H131V233ZM241 232V233H240ZM40 233V234H39ZM54 233V234H53ZM90 233V234H89ZM96 233V234H95ZM28 234H26V236L28 235ZM33 234H34V237H32L33 236ZM42 234H43V237H42ZM48 234V235H49ZM79 235L80 234H82V233H78ZM84 234H82L84 237H86ZM226 234L228 235L229 234V236H226ZM241 234V235H240ZM244 234V235H243ZM245 234H247L246 235V237H245ZM37 237H36V236ZM45 235V236H44ZM234 235V236H233ZM38 236H39V238H38ZM45 237V238H44ZM81 238H82V236H80ZM89 237H91V235L89 236ZM33 238H34V240H33ZM36 238V239H35ZM43 238V239H42ZM92 238V237H91ZM98 238V239H97ZM252 238V239H251ZM38 239V240H37ZM84 239V238H83ZM82 239V240H83ZM86 239V238H85ZM88 239L89 238H87L86 239V241L88 242ZM245 239H248V240H245ZM30 240V241H29ZM42 240V242L40 243V241ZM244 240H245V242H244ZM252 240V241H251ZM34 241V242H33ZM38 241V242H37ZM225 241V242H224ZM247 241V242H246ZM29 242V243H28ZM44 242V243H43ZM100 242V243H99ZM250 242V243H249ZM255 242V241H254ZM9 242H8V240H0V252H2L3 251V254H5L4 253V251L5 250H8V244ZM37 243V244H36ZM41 245H40V244ZM245 243H246V246H249V244H250V246H249V248H247V247H245ZM252 243V244H251ZM32 244H33V246H32ZM35 244V245H34ZM101 244V245H100ZM38 245V246H37ZM35 246V247H34ZM42 248H41V247ZM126 246V247H125ZM233 246V245H232ZM241 246V247H240ZM243 246V247H242ZM253 246H256V244L255 245H253ZM39 247H40V249H39ZM123 247H125V248H123ZM129 249H128V248ZM34 250H33V249ZM121 248H123V249H121ZM37 249H39V250H37ZM42 249H43V252L41 253L40 251H42ZM102 249V250H101ZM256 249V248H255ZM2 250V251H1ZM38 251L37 252V254L35 255V253H36V251ZM112 250V251H111ZM115 250V251H114ZM257 250V249H256ZM263 251H262V253H261V258H260V260H256V258H255V260L256 261H254L253 263H252V261H251V264H264V248L262 249ZM6 252V251H5ZM29 252H31L30 254H29ZM40 252V253H39ZM118 252V253H117ZM119 252H121L120 254H119ZM235 252H234V254H235ZM247 252V253H248ZM252 252H254V251H252ZM251 252V253H252ZM256 252V251H255ZM254 252V253H255ZM109 253V254H108ZM245 253H246V251H245ZM253 253V254H254ZM29 254V255H28ZM107 254V255H106ZM35 255V256H34ZM62 255H66V253L65 254H61V256ZM110 255V256H111ZM33 256V257H32ZM43 256V257H42ZM216 256V257H215ZM29 257H28V259H29ZM34 257L35 258H37V259H34ZM45 257V258H44ZM119 257V256H118ZM217 258V259H216ZM40 259V260H39ZM48 261H47V260ZM29 260V261H30ZM42 260H44L42 263H41V261ZM50 260H52V258L50 259ZM46 261V262H45ZM49 264H50V262H48ZM47 263V264H48ZM250 263V262H249ZM37 264V263H36ZM52 264H54L53 263V261H52Z\"/></svg>","mask_w":264,"mask_h":264},{"label":"crops","instance_id":"3","mask_svg":"<svg viewBox=\"0 0 264 264\" xmlns=\"http://www.w3.org/2000/svg\"><path fill=\"white\" fill-rule=\"evenodd\" d=\"M200 133L204 136L207 147L217 148L216 145L209 142L211 135L204 128L200 129ZM234 151L237 155L234 161L224 158L225 155L222 157L210 156L205 161V170L210 169L212 180L216 182L233 178L240 186V190L244 192V201L246 202L244 211L248 210L252 215L258 210L264 216V132L255 133L251 126L248 127L247 135L240 140ZM139 179L138 172L127 171L123 180H116V185L120 187L124 185L128 188L130 185L136 184Z\"/></svg>","mask_w":264,"mask_h":264},{"label":"trees","instance_id":"4","mask_svg":"<svg viewBox=\"0 0 264 264\" xmlns=\"http://www.w3.org/2000/svg\"><path fill=\"white\" fill-rule=\"evenodd\" d=\"M140 126L147 127V128H151V125L150 124H141Z\"/></svg>","mask_w":264,"mask_h":264}]
</instances>
